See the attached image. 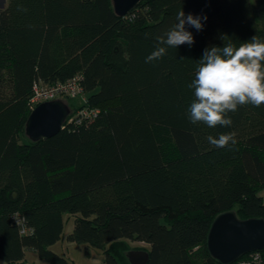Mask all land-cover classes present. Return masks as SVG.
Instances as JSON below:
<instances>
[{"label": "trees", "instance_id": "trees-1", "mask_svg": "<svg viewBox=\"0 0 264 264\" xmlns=\"http://www.w3.org/2000/svg\"><path fill=\"white\" fill-rule=\"evenodd\" d=\"M181 9L207 17L200 31L186 25L194 43L168 47L146 63ZM255 35L264 40V0H141L124 16L114 13L111 0H6L0 8L3 264H25L28 250L49 264H71L50 249L68 214L73 227L66 239L102 249L103 264H130L124 239L144 243L137 248L148 252L145 264H222L206 246L216 215L264 218V105L239 106L228 114L231 126L193 124L188 85L206 48L229 40L238 47ZM74 75L82 77L85 101L62 98L70 115L88 107L96 116L21 141L32 84ZM230 133L234 145L217 148L207 140ZM258 251L262 259L254 264H264V249Z\"/></svg>", "mask_w": 264, "mask_h": 264}, {"label": "clouds", "instance_id": "clouds-1", "mask_svg": "<svg viewBox=\"0 0 264 264\" xmlns=\"http://www.w3.org/2000/svg\"><path fill=\"white\" fill-rule=\"evenodd\" d=\"M206 19V16H186L181 9L172 28L156 37V49L145 62L161 59L167 54L168 47L191 46L194 37L186 30V25L200 31L204 27L202 21ZM223 39L229 38L224 36ZM188 87L194 89V100L188 109L193 124L231 126L228 114L237 111L239 106L264 105V40L255 35L238 47L229 40L223 47L206 48L198 61L195 78ZM207 140L217 148L236 143L234 133L221 134L218 138L209 135Z\"/></svg>", "mask_w": 264, "mask_h": 264}, {"label": "water", "instance_id": "water-1", "mask_svg": "<svg viewBox=\"0 0 264 264\" xmlns=\"http://www.w3.org/2000/svg\"><path fill=\"white\" fill-rule=\"evenodd\" d=\"M141 0H111L113 11L124 16ZM70 113L69 105L62 98L37 104L24 123V135L32 142L48 138L63 127ZM209 254L222 264L236 261L242 254L264 249V218L239 219L233 211H224L212 220L206 237ZM130 264H145L148 252L142 249L127 251Z\"/></svg>", "mask_w": 264, "mask_h": 264}, {"label": "built area", "instance_id": "built-area-1", "mask_svg": "<svg viewBox=\"0 0 264 264\" xmlns=\"http://www.w3.org/2000/svg\"><path fill=\"white\" fill-rule=\"evenodd\" d=\"M81 80V75H74L65 81H59L52 84H44L40 81L34 82L32 84L31 94L27 101L30 111L40 102L55 98L67 97L84 102L85 97ZM97 112L98 110L95 108L80 107L72 115L69 113L65 121L67 123L87 122L93 119ZM247 254L248 255L245 258L234 261L236 262L235 264H254L259 263L262 259L261 255L257 251H251Z\"/></svg>", "mask_w": 264, "mask_h": 264}, {"label": "rangeland", "instance_id": "rangeland-1", "mask_svg": "<svg viewBox=\"0 0 264 264\" xmlns=\"http://www.w3.org/2000/svg\"><path fill=\"white\" fill-rule=\"evenodd\" d=\"M6 0H0V8L5 6ZM80 100H77L75 104L80 103ZM73 104V105H75ZM21 141H29V139L24 135L21 138ZM68 220L64 224L63 236L55 244L50 246V249L55 253L64 256L71 264H103L104 254L102 249L92 247L83 243H77L68 241L66 239V234L69 233L73 227V216L69 215ZM67 214L64 215L66 219ZM127 241V245L131 249H138L137 247L143 246V242L139 241ZM251 252V251H250ZM259 253V251H257ZM260 254V253H259ZM0 264H3V261L0 260ZM25 264H49L43 259H40L33 251H26L25 253Z\"/></svg>", "mask_w": 264, "mask_h": 264}]
</instances>
